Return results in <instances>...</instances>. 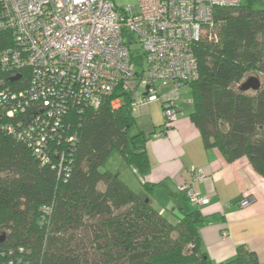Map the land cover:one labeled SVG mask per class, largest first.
<instances>
[{
    "label": "trees",
    "instance_id": "obj_1",
    "mask_svg": "<svg viewBox=\"0 0 264 264\" xmlns=\"http://www.w3.org/2000/svg\"><path fill=\"white\" fill-rule=\"evenodd\" d=\"M212 22L213 37L193 43L197 75L181 84L191 92L188 117L206 147L227 161L245 156L264 177V7L252 0L217 6ZM132 44L131 59L141 66ZM15 46L12 31L0 29V54ZM251 76L259 88L243 90ZM39 81L32 65L3 67L0 55V264H264L242 245L232 258L213 261L198 232V207L155 205L146 146L165 133L166 119L148 132L138 126L134 104L145 90L119 83L94 106L58 87L65 110L56 123ZM175 109L178 115V100ZM114 151L141 178L140 190L101 169Z\"/></svg>",
    "mask_w": 264,
    "mask_h": 264
},
{
    "label": "built area",
    "instance_id": "obj_2",
    "mask_svg": "<svg viewBox=\"0 0 264 264\" xmlns=\"http://www.w3.org/2000/svg\"><path fill=\"white\" fill-rule=\"evenodd\" d=\"M238 2L136 0L133 7L118 9L113 0H0V29L12 31L17 44L0 54L2 66L34 67L41 79L39 94L45 112L54 116L56 123L65 110V94L59 95L64 87V92L75 97L83 94L97 106L102 95L122 83L147 93L145 99L135 101L134 111L153 100L164 102L167 127L177 117L178 88L197 75L193 43L206 33L213 37L210 30L215 7ZM127 34L133 36L131 43ZM132 43L143 54L141 66L131 59ZM159 87L165 90L160 92ZM14 108H8L6 114L13 115ZM38 134L43 141L44 136ZM155 136H160V131ZM42 157L47 161L45 154ZM190 173L193 180L204 176L202 168H191ZM179 188L192 204L207 202L190 184Z\"/></svg>",
    "mask_w": 264,
    "mask_h": 264
},
{
    "label": "crops",
    "instance_id": "obj_3",
    "mask_svg": "<svg viewBox=\"0 0 264 264\" xmlns=\"http://www.w3.org/2000/svg\"><path fill=\"white\" fill-rule=\"evenodd\" d=\"M186 87L189 90L184 85V91ZM178 103L175 120L164 134L152 136L146 146L150 162L146 181L155 184L154 203L159 202L161 211L198 207L204 216L198 232L213 261L232 258L240 245L264 261V177L254 171L245 156L227 161L216 147H206L188 113L182 112L191 100L180 95ZM162 117L156 122L151 117L145 130L161 127ZM191 168H202L203 178L193 180ZM183 183L190 184L207 202L192 204L179 192Z\"/></svg>",
    "mask_w": 264,
    "mask_h": 264
},
{
    "label": "rangeland",
    "instance_id": "obj_4",
    "mask_svg": "<svg viewBox=\"0 0 264 264\" xmlns=\"http://www.w3.org/2000/svg\"><path fill=\"white\" fill-rule=\"evenodd\" d=\"M113 3L117 6L118 9H123L125 6H130L133 7L136 3V0H113ZM253 6L254 7H264V0H252ZM187 88V87H186ZM183 90L182 86L178 88V91L181 95L186 100H191V92L190 89L188 88ZM160 92H163L165 90L164 87H159L158 88ZM183 95V96H182ZM192 103H186L185 106L182 107V112H187L189 113L191 111ZM143 108V110H142ZM141 109H138L135 111V116L137 119L138 126L143 128L145 130V126L147 123L150 121L149 119H153L154 122L158 121L159 118L162 117L164 119V114L162 110V106L160 101L158 100H153L149 102L146 106L142 107ZM142 110V112H141ZM151 119V120H152ZM152 129V128H151ZM149 129V130H151ZM147 130L146 132H148ZM102 170L108 169L112 172H116L119 174V177L122 179L124 183H126L131 189L138 191L140 190V181L141 178L138 177L133 171V169L123 163L120 155L118 152L114 151L112 152L108 158L105 160L104 164L101 166ZM159 203V202H157ZM155 204L157 207L159 204Z\"/></svg>",
    "mask_w": 264,
    "mask_h": 264
},
{
    "label": "water",
    "instance_id": "obj_5",
    "mask_svg": "<svg viewBox=\"0 0 264 264\" xmlns=\"http://www.w3.org/2000/svg\"><path fill=\"white\" fill-rule=\"evenodd\" d=\"M259 85H260V83H259L258 78L251 76V77L247 78V79L242 83L241 88H242L243 90H247V89H249V88L257 89V88H259ZM145 94H146V92H145Z\"/></svg>",
    "mask_w": 264,
    "mask_h": 264
}]
</instances>
